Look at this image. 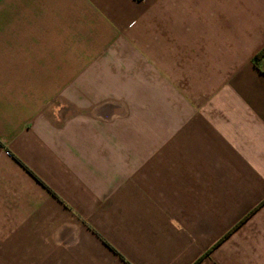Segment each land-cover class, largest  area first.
Listing matches in <instances>:
<instances>
[{
  "label": "crops",
  "instance_id": "crops-1",
  "mask_svg": "<svg viewBox=\"0 0 264 264\" xmlns=\"http://www.w3.org/2000/svg\"><path fill=\"white\" fill-rule=\"evenodd\" d=\"M264 0H0V264H264Z\"/></svg>",
  "mask_w": 264,
  "mask_h": 264
},
{
  "label": "trees",
  "instance_id": "trees-1",
  "mask_svg": "<svg viewBox=\"0 0 264 264\" xmlns=\"http://www.w3.org/2000/svg\"><path fill=\"white\" fill-rule=\"evenodd\" d=\"M254 65L264 73V46L261 47L252 58Z\"/></svg>",
  "mask_w": 264,
  "mask_h": 264
}]
</instances>
